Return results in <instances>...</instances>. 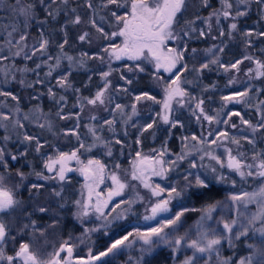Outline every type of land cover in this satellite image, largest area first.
<instances>
[{
    "label": "trees",
    "instance_id": "obj_1",
    "mask_svg": "<svg viewBox=\"0 0 264 264\" xmlns=\"http://www.w3.org/2000/svg\"><path fill=\"white\" fill-rule=\"evenodd\" d=\"M1 1L0 26L3 25L4 27L5 24L14 26V23H16L21 28L16 35H27V39L22 41L23 51L21 55L14 56L13 59L8 58L6 60H1L0 63L1 65H5V76L0 77V91L10 92L17 97L16 100H13L11 96L0 95L1 114H3V116L11 115L8 117L9 119H3V121L0 119V147H3L6 152L11 155H16L19 152L25 151V149L28 151L26 158H21L17 161H12L10 155L5 157L8 163V169L13 174L17 169L25 173H30L35 169V171H44L46 175H53L47 173L43 168L46 159L50 156L55 157L58 152H71L79 147L76 137L73 135H65V133L71 129H75L81 141L86 146L92 145L95 144V142H92L90 139L86 128L91 127L93 124L99 126L98 130L104 133L107 140L111 142L112 156L107 160V164L113 165L111 170L119 169L120 171L126 170L129 167L132 156L136 154L139 146L141 148L150 147L148 143L149 139L155 140L156 144L160 145L163 150L176 153L180 145H182L184 137H191L196 134V126L194 123L195 116L191 112L184 110L176 111V114H173L170 121H178L175 128L171 127L170 124L158 128L157 131L154 132L153 138L148 137L150 131H142L147 124L153 123L154 125L156 121L149 116L145 119L143 118L146 123H142L144 127L136 125V120L133 119L132 124L129 123L127 127L130 128L131 132L123 131L121 125H119L120 121L118 123V121L115 120L118 115L117 109L115 108L116 104L124 106L126 103L136 102V107L140 114L145 115V110L142 108L148 106L146 104L153 102L151 100L137 102L134 99L135 95L148 92L155 97L156 101H159V99H161L159 92L160 94L164 93L163 85L160 87V83L154 80L153 72H150L149 69H146L143 73L128 72L127 68L130 65H127L126 62L111 63V67L116 69V71L109 77L111 85L105 95L106 113L103 111L101 119L98 118L91 121L90 117L95 112L90 111L91 109L88 108L86 101L82 98H93L95 93L103 87L100 73L101 71H107L108 68L105 64H101L99 60H87L84 68L75 67V64L70 67L69 61L64 58L66 55L79 60L82 53L85 52L94 55L107 43L106 41H99L95 30L89 25L82 24L80 26H73L68 23L74 16L71 12L72 8H75L76 14H80L85 20L93 15L91 10L83 7L85 0H69L67 6L64 5L61 0H56L55 3H52V0H45L44 6L40 5L39 0H20V6H26L27 4H34L36 6L35 20L30 22L27 27L24 26V18L13 10L16 7V0ZM93 2L96 5V19L98 23H103V21L99 20V16L104 15V11L99 7L100 0H93ZM209 2L211 7L204 8L200 6L199 0H189V5L187 10L184 11L181 24H184V21L195 20L194 27L198 30L203 29L207 32L208 27L203 22V19L207 18L214 9H219L221 7L220 0H209ZM5 5L9 6V12H5L3 8ZM46 7L54 13L59 12L56 19L47 16ZM197 16L201 17V19H196ZM258 18V7L252 4L248 16L240 19V31L251 29H255L256 31L264 30V21L257 23L256 21H258ZM230 23L231 20H225L221 17L219 25H217L215 20L211 22L212 27L209 35L198 37V33H193L191 39L185 38L181 45L187 44L188 51L185 53L184 63L187 64L189 69L193 67L199 68L203 63H207L216 57H219V64H210L211 70L206 69L202 73L194 71L182 72V77L187 79L190 78H186L187 74L191 76V83L189 85L186 84V87L191 90L190 93L194 95L196 100H203V105L205 107L209 106V114H211L214 109H222V123H220V125L222 124L221 131L227 132L229 137L240 139L242 147L238 150L237 146L231 144L229 141H222V143L231 147L235 154H238V151L243 152L247 158L252 156L253 151H264V131L257 132L253 136L247 125L241 123V117L254 125L259 124L262 118H264V103H261L264 101V76L258 78L253 77V75L248 72V69L254 66V62L244 60V56L251 55L254 59H264V52H261V49H264V38L252 37V45L249 47L245 42V38L239 34H234L232 38L228 37L227 32ZM65 25L66 27H64ZM62 27H64V31L67 32L69 41V43L65 45L63 52H61L58 47L65 38L64 32L61 31ZM104 27L106 31L111 30L108 24H104ZM220 28H223L225 32V36L223 37L219 36ZM84 31L92 33L91 43H82L78 40V36ZM41 32L43 33V38L50 41L47 53L41 55L37 52L32 59H25V52L31 55L33 47H38V43L41 39ZM213 37H215V39H213ZM216 47H223L224 51L222 53L217 52ZM193 48L197 50L195 54L191 52ZM208 49H212V52H208ZM4 54H6L5 50L1 56ZM6 55L8 56V54ZM49 56L53 57V59H48ZM57 56L61 57L59 68L55 67V57ZM237 60H243V63L239 65V70L230 69V71L225 72L224 67L219 66L222 64L226 67H230V65ZM37 63L41 64V68L36 69ZM50 67L52 69V75L47 76L46 74L49 72ZM25 68L29 69V71H21ZM69 72H71V74L68 75V80L72 87L67 89L61 88L57 85L56 81L62 75H67ZM121 74L132 79L133 84L131 86L125 85L124 80L120 79ZM13 76L16 77L15 80H13ZM90 76L91 80H89ZM159 76L161 77V81L168 82L163 73L160 72ZM20 79H24L26 83L34 84L35 81L39 79L43 81V83L35 84L33 88H28L21 86L19 83ZM230 80L233 81L231 84H229ZM154 82L160 87L159 89L156 87V84L154 85ZM213 85H215V87H212ZM49 87L55 92L56 100L48 95ZM123 87H127L128 91H123ZM75 89H79V91L77 92ZM157 89L159 91H157ZM243 92H247L248 95L240 96L239 103L234 101L225 102L221 99L222 96H233ZM199 93H201V96ZM60 96H64L65 101L58 104L56 101L59 100ZM144 108L146 109V107ZM153 109L157 110L155 108ZM32 112L39 116L38 120L35 119L34 122L31 120L33 119L31 115ZM237 112L240 114L239 116L232 115V113ZM57 113H60V115ZM152 114L155 113H151V115ZM61 116H70L71 118L62 119ZM14 117L17 118L15 127L16 132L12 134V131L6 130L8 127H3V124L7 123L8 120L12 118L15 120ZM77 117H79V119H77ZM107 120H113L115 123L109 126L105 123ZM223 121L228 122L224 123ZM91 122L92 124H90ZM41 124L44 125L43 128L40 127ZM233 124L236 125L235 128L232 127ZM20 125H22V127ZM213 128L214 127H212V129ZM244 130H246V132ZM125 133H127V135H125ZM25 135L39 138L44 145L39 154L35 152L34 144L29 146L28 143L24 141ZM244 136L254 138L256 141L255 145L248 144L243 139ZM5 137H8V139H5ZM116 139H119L121 144H115ZM137 140L140 141L139 144L136 143ZM81 150L85 151L84 149ZM91 150L97 153L94 147ZM95 153L91 154L95 155ZM247 160L249 161L250 159L247 158ZM219 161L220 163H218L216 159L211 158L206 161L209 171V178H206V182L210 184L209 189H197L195 187L186 189V185L178 186L180 183H183V175H180L182 176L181 181L178 177H174V179L177 178L178 181L176 188H178V190L185 189L186 194H182V196L179 197L180 200H182L184 205H191L196 209L195 211L185 213L181 222L187 223L193 221L197 218L198 208L202 204L214 203L222 199L229 188H252L258 181V177L256 176L242 179L225 165L221 167L222 160L220 159ZM182 165L184 166L183 162L180 163V166ZM178 169L179 167L176 170ZM213 169H215V172H213ZM0 172H4L2 167H0ZM220 175L226 177L225 181L217 182V178ZM68 177H70V179L66 182H59L57 180H37L35 175H29L24 181L23 187L15 191L16 197L24 200L26 204H44L54 210L53 213L44 215L36 213L31 217L36 221L37 227L40 230H46V233H50V229H53V239L68 238L83 234V229L89 225V222L84 221L82 225L81 222L74 219L73 213L76 209L73 201L81 197L79 195V187L82 185V182L73 175H68ZM16 182V180H13L8 184V187H12V184ZM33 183L44 185L39 194L29 191V186ZM192 184L194 185L193 182ZM61 190L64 198L63 200L51 195L54 191ZM193 192H202L204 195H191ZM30 196H33L34 199L30 200ZM127 198L128 197L112 202L108 209H106L105 216L107 220H111L118 215L123 216V218L118 221L119 226L110 229L108 234L105 235L104 229L101 227L103 224L98 225L97 227L100 230L93 232L90 238L87 237L86 244L88 246L96 247V245H99L98 249L106 250L115 239L121 238L127 234V232L133 231L134 233L136 231L140 220H142V210L140 211L142 204H136L131 211L126 210L124 213L119 214L120 211L118 210H121L119 206L120 202L126 201ZM60 203H64L65 207L57 211ZM54 216L59 218L60 223L55 228H52L49 226L53 223ZM23 222L27 223V220ZM30 234H33L31 229L25 234L19 235L14 244L8 245V247H13L11 252H13L16 247H19V243L27 242V238ZM133 238L134 237H130L129 242H131ZM246 238L247 237H242L239 241H236L235 247L227 251L230 263L237 262L246 254ZM129 242H126V244ZM79 256L83 255L80 254ZM138 256V251L134 250L133 245H131L130 247L126 246L120 249L115 254H112L111 257H108L105 261L98 264H173L175 261L173 251L163 244H160L154 249L151 255L143 259L137 260Z\"/></svg>",
    "mask_w": 264,
    "mask_h": 264
},
{
    "label": "snow or ice",
    "instance_id": "obj_2",
    "mask_svg": "<svg viewBox=\"0 0 264 264\" xmlns=\"http://www.w3.org/2000/svg\"><path fill=\"white\" fill-rule=\"evenodd\" d=\"M56 0H52V3H55ZM64 5H68L69 0H61ZM221 7L219 9H214L207 18L203 19V22L207 25L208 31L194 27L195 20L184 21V24L181 25V18L184 11L187 10L189 5V0H100L99 7L104 11V15L99 16V20L103 21V23H98L96 19V5L93 0H85L83 7L88 10H91L93 13L87 20H85L80 14H76V9L72 8L71 12L74 14L73 18L68 21L73 26H80L82 24L89 25L92 29L95 30L97 34V39L101 42H107L104 44L100 51L94 55H90L85 52L82 53L81 58L76 60L72 56H64L69 61L70 67L73 64H76L79 68H84L87 60H99L101 64H105L108 68L107 71H101L100 76L103 81V87L95 93L93 98H82L88 105H104L105 104V93L109 90L111 85V81L109 77L112 75L116 69L111 67V61L127 59L129 61L137 62L133 65H130L127 68L128 72H139L143 73L146 71V68L142 65L145 63L152 64L155 71L153 73V78L157 83L161 82V77L159 76L160 70L164 72H168L174 75V79L171 80L170 83L164 85L165 99L163 101V108L165 110V114L161 117L165 124H170L171 127L175 128L177 126L178 121L172 122L169 119V113L171 112V102L173 99L180 97L183 98L186 95V92L181 87L183 83H187V81L182 80L181 72L194 71L197 73H202L204 70H211V65L219 64V57L211 59L207 63H203L199 68L193 67L189 69L187 64L184 63L185 53L188 51L187 44L185 43L183 47H169L170 42L184 41L185 38L191 39L193 33H198V37H205L211 33V22L213 20L216 21L217 25H219L220 18H224L225 20H231V23L228 25L227 35L229 38H232L234 34H239L243 38H245L246 44L250 47L252 45V37L256 38H264V30L256 31L255 29L240 31L239 22L243 17L248 16L251 5L255 4L259 10V18L257 23L264 21V0H220ZM40 5H45V0H39ZM200 6L204 8L211 7L209 0H199ZM35 9L36 6L34 4H27L26 6H20V0H16V7L13 9L17 14L24 18L23 23L24 26H29L30 22L35 20ZM47 16L56 19L59 15V12L54 13L51 10H48L46 7ZM123 10V11H121ZM196 19H201V17L197 16ZM43 23V22H42ZM104 24H108L110 31H106ZM42 26V24H41ZM66 27V25L64 26ZM64 27L61 28V31L64 32V40L62 43L58 45L61 52L65 45L69 43L68 34L64 31ZM13 31H16L14 28ZM12 33H9L11 35ZM219 36H225V32L223 28H220ZM119 38L120 43H114V41ZM27 39L26 34H22L20 36L19 41H16V44H19L22 41ZM215 39V37H213ZM78 40L82 43H91L92 41V33L89 31H84L78 36ZM9 44H12L13 41L9 40ZM50 41L48 39L43 38V33L41 32V39L38 43V47L34 46L31 55L27 52L24 53L25 59H32L33 56L39 52L41 55H45L47 53V49ZM26 47V46H25ZM23 48L19 51L13 53L14 56H20ZM196 49H191L193 54L196 53ZM208 52H212V49H208ZM216 51L222 53L224 51L223 47H216ZM261 52H264V49H261ZM8 56H0V60L8 59ZM48 59H53V57L49 56ZM244 60L252 61L256 64V73L257 76H264V62L258 59H254L251 55H245ZM61 63V57H55V67L59 68ZM243 63V60H237L230 65V67H226L220 64V67H224V71L228 72L230 69L239 70V65ZM41 68V64H36V69ZM175 70V71H174ZM21 71H29V69H23ZM34 71V70H33ZM252 70L249 69V72ZM62 75L57 81V85L61 88L67 89L71 88L72 85L68 80V75ZM47 76L52 75V69L50 67L49 72L46 74ZM16 77L13 76V80ZM121 80H124L125 85L131 86L133 84V80L127 78L124 74L120 76ZM91 80V76L89 77ZM233 81L230 80L229 84ZM19 83L21 86L33 88L35 84H41L43 81L37 79L34 83H26L24 79H20ZM212 87H215L213 85ZM123 91L127 92L128 88L123 87ZM75 91H79V89H75ZM0 95L3 96H11L13 100H16L17 97L12 95L10 92L0 91ZM48 95L56 100V94L51 87L48 88ZM247 92L239 93L233 96H222L221 99L225 102L234 101L239 103L240 96H247ZM35 98V97H34ZM135 101L140 102L143 100H151L154 103H159L156 101L155 97L150 95L148 92H142L139 95H135ZM65 101L64 96H60L59 100L56 102L62 103ZM203 100H200L196 104V108L200 110V116H197V119H200L201 116L204 120L211 122L214 118L212 116L206 115L204 113V109L202 108ZM261 103H264L262 101ZM117 110L122 111V106L119 104L115 105ZM62 111V109H61ZM133 114L136 113V104L132 105ZM60 115V113H57ZM193 115H196L193 112ZM232 115L239 116L240 114L232 113ZM62 119H70V116H61ZM2 119H8L7 116L2 117ZM79 119V117H77ZM92 119H96V117H92ZM130 119V117H129ZM227 123L228 121H223ZM106 124L112 126L115 122L113 120L105 121ZM241 123L247 125V127L251 130L253 136L257 132L264 131V118H262L259 124H252L250 121L243 119L241 117ZM22 127V125H20ZM41 128L44 127L43 124L40 125ZM78 127V125H77ZM233 128L236 127L235 124L232 125ZM153 128V123L147 124L142 131H147L148 129ZM89 132L93 135L95 140H99L100 137L96 136L95 130L89 128ZM65 135H73L76 137L79 147L71 152H58L55 157H48L43 164V168L47 173L53 175H46L44 171H35L33 169L30 173H25L19 169L13 174L8 169V163L5 159L6 156L10 155V159L12 161H17L21 158H26L28 155L27 149L25 151L19 152L16 155H11L6 152L3 147H0V167L4 169V172H0V264H73V252L74 245L69 242V240L64 241L59 245V248L54 253L49 254L48 258H43L38 250H34L30 243L24 242L19 243V247L14 249V255H9L7 253V247L10 244H14L17 241V237L19 235L25 234L29 229L33 231V235L36 236V233H39V237H43L46 234V230H40L37 227L36 221L31 217L36 213H40L42 215L53 213L54 210L44 204L33 203L31 205L26 204V202L22 199H19L15 195V191H17L20 187H23L24 181L28 178L29 175H35L37 180H57L59 182H66L70 179L68 177V173L73 171H78L85 179V184L83 188L87 190V195L84 197L83 193L82 199H77L73 201L76 211L73 213L74 219L81 222L83 225L84 218L88 217L90 214V210H94L95 213L99 214V216H104L103 209L107 207L108 202L112 199L113 196H119L127 187L125 183H122L119 177L116 174L111 175V180L115 185V190L109 191L107 195V199H101V194L96 191V188L99 184L104 182V172L105 165L100 162V160L96 159H88L85 163L80 159V150L84 149L85 151H91L95 144L86 146L82 141L75 129H71L65 133ZM127 135V133H125ZM209 135H213V133H209ZM8 139V137H5ZM192 140H196V136L191 137ZM243 139L250 145H255L256 141L254 138L249 136H244ZM229 141L231 144L236 145L239 150L241 145L240 139L235 137H229L227 132H219L216 136V139L212 140V144H217L218 141ZM24 141L28 143L29 146L35 145V152L39 154L44 145L41 143L39 138L33 137L30 135L24 136ZM203 142V141H201ZM137 144L140 143L139 140L136 141ZM115 144H121L119 139L115 140ZM111 142H106L104 147L107 148V154L109 156L112 155ZM227 153V168L233 170L236 174H238L242 179L246 177L256 176L258 178L264 179V151H253L251 156V162L247 161L243 152L238 151V155H232V149L226 148ZM162 157L164 155L163 152L159 153ZM137 157H140V153L137 152ZM184 159L183 156L177 157V160ZM212 159H216L218 163H220L219 158L216 156H212ZM75 161L78 168L70 167V162ZM155 163L160 165L157 169L152 167V164ZM173 166L176 165L177 161L171 162ZM163 160H155L152 161L148 157H143L139 159V164L134 165L132 179L140 180L143 183L144 188L151 189V194L153 196L159 197L161 193L165 191L164 188H161L159 185H156L153 188L147 180L144 179L145 171L149 168L151 169V174L155 176L163 177L166 169L163 167ZM147 165L146 167H143ZM193 168L196 167V164L193 163L191 165ZM118 167V165H117ZM221 167L224 165L221 163ZM215 172V169H213ZM188 177H185L187 180ZM226 177L220 175L217 178V182L225 181ZM16 180L17 182L12 184V187H8V184ZM44 185L40 183H33L29 186V191L39 194L40 190L43 189ZM197 189H209L210 184L206 182V180L201 179L199 176L195 177V184L193 185L191 181H189L185 188ZM182 194L185 193V189H177L176 187H172L167 194L166 199H162L159 202L155 203L151 207V215H147L144 219L153 220L157 217L159 213H164L169 211V204L174 198L181 197ZM55 197L63 200L62 190L54 191L51 193ZM191 195L202 196L204 193L202 192H193ZM245 197L249 202L256 200L264 204V187H261L258 192L255 193H245ZM95 196V201L93 202V197ZM30 200L34 199L33 196L29 197ZM233 201H239L244 199L241 196H232L230 198ZM135 201H129V211L131 210L132 204ZM65 207L64 203H60L58 205V209H63ZM215 204H209L207 208L204 210L205 215L201 216V222L198 224L196 229V238H190L188 233L184 235H173L171 232L166 231V229H172L175 231L181 223V218L184 216L185 212L188 209H184L183 211L177 212L174 214V218L165 219L163 222L159 223V226L150 227L145 232H140L137 230L135 233L127 232L124 236L119 239H115L114 242L110 244L104 251L98 252V254H93L91 249L89 250V255L87 260L77 261L76 264H97V262L102 261L104 257L109 256L110 254H115L117 251L124 247H130L131 242H129L130 237L138 238L143 241V245L147 247L141 248V259L145 256L151 255L156 247L160 244L167 245L173 248V251H177L182 245H186L188 248L193 250V254L184 259L182 264H199V261L203 259V264H209V261L215 257L216 264H230L229 258H222L220 249L221 247L227 243L229 247H235V242L239 241L242 237H247L249 235V231L251 226L259 221L261 224H264V207L261 208V211L253 215L251 217H246L245 222L239 225V230H235L237 225V220H232L231 222H223V231H218L216 228H212L211 226L205 227V223L207 220L212 219L211 213L215 210ZM123 218L122 215H118L113 217L111 220L105 221L102 225L104 229V234L107 235L108 231L112 228L118 227V221ZM27 220V223L23 221ZM60 223L58 217L54 216L53 223L49 226L55 228ZM98 228H84L83 236L90 238V234L96 231H99ZM262 234H264V228L259 230ZM39 237H36L37 239ZM155 238V239H154ZM126 242H129L126 244ZM251 247V246H250ZM64 253L65 255H61ZM199 254V255H197ZM205 254L207 255V259H204ZM256 264H264V249H260L256 253ZM241 264H244V261H241ZM248 264H253V258L249 257Z\"/></svg>",
    "mask_w": 264,
    "mask_h": 264
},
{
    "label": "rangeland",
    "instance_id": "obj_3",
    "mask_svg": "<svg viewBox=\"0 0 264 264\" xmlns=\"http://www.w3.org/2000/svg\"><path fill=\"white\" fill-rule=\"evenodd\" d=\"M1 2L2 1L0 0V3ZM0 8H2V6H0ZM3 8H4L5 12L10 11V9H8L9 6L5 5V6H3ZM182 19H183V17L181 18V21H182ZM187 20H189V19H187ZM14 28L16 29V31H13ZM20 29H21L20 26L16 23H14V26L13 25L8 26L6 24L4 27H3V25L0 26V56L3 54V52L5 50V53L8 54L9 59H13L14 58L13 53H15L16 51H19V49L22 48L23 42L16 44V41H19V39H20V35H16V33H18L19 32L18 30H20ZM9 33H12V34L9 35ZM9 40L13 41V43L9 44L8 43ZM114 43L119 44L120 43L119 38H117L114 41ZM182 43H183V41L182 42H180V41L170 42L169 47H177V46L183 47L181 45ZM6 54H4V55H6ZM261 61L264 62V59H261ZM113 62H126L127 65H133L134 63H137V62L129 61L127 59H122V60L113 59L111 61V63H113ZM0 63H1V60H0ZM74 66L78 67L76 64ZM142 66H144L146 69H149L150 72L154 73V71H155L152 64L145 63ZM4 67H5V65L0 64V77L5 76V68ZM250 69L252 71L249 72V69H248V72L250 74H252L253 77H255V78L261 77V76H257L255 63H254V66ZM262 71H264V70H262ZM160 72L163 73L165 78L168 80L167 83H170L171 80L175 78L174 75L171 73L164 72L163 70H160ZM180 74H181L182 80L187 81V83H183L181 85V87L186 92V95L183 98L177 97V98L172 100L171 112L169 113V119L171 120V118L173 117V114L174 113L176 114V111L184 110L187 112H191L192 114H193V112H195L196 115H194L195 116V122L194 123L196 126V128H195L196 134L193 136H196L197 139L192 140L191 139L192 136L191 137H184L183 141H182V145H180L178 152L173 153V152H169L167 150H163L160 145L156 144L155 140L149 139L148 143L150 144V147L141 148L139 146V149L137 152L140 153V157L139 158L137 157V152H136V154L132 156L129 167L126 170H121V171L119 169L111 170L113 165L107 164V160H109L112 155L109 156L107 154V148L104 147V144L106 142H109L110 140H107V138L105 137V134L98 130L99 126H95L96 124H93L91 127L86 128L87 132L89 133L90 139L92 140V142H95L94 149L97 151V153H95L91 150L90 151L91 153H95V155H92L90 152L81 150L79 155H80V159L82 161H84L85 163L87 162L88 159H96V160H100V162L105 165L104 182L99 184V186L96 188V191L101 194V199H107L108 192L115 190V185L113 184V182L110 178L113 173L119 177V179L122 183H125L127 185V187H125V189L123 190L121 195L113 196L112 199L108 202L107 207H105L103 209L104 214L106 213V211H107L106 209H108V207L112 204V202H116L120 199H126V197H128L126 201L120 202L119 206H120L121 210H118V211H120L119 214L124 213V211L129 209V204H128L129 201H133V200L135 201V203H133L131 206V210L135 207L136 204H138V205H139V203L142 204V206L140 205L141 206L140 211L142 210L141 211L142 220H140L139 226L136 229V231L139 230L140 232H145L150 227L159 226L160 222H163L165 219H168V218H174L175 213L183 211L184 209H188V211H186L185 213L196 210L191 205H184L182 200H180V198L178 197V198H174L170 202L168 212L159 213L157 215V217L153 220H147L146 221L144 219L145 216L151 215V207L155 203L159 202L160 200L166 199L168 191L172 187L177 186L178 181H177V178L174 179V177H178L181 181L182 176H180V175H183V183H180L178 186H182V185L185 186L189 181H191L195 184V177L196 176H199L201 179L206 180V178H209V171L207 168L206 161L209 160V158L212 159V156L218 157L219 160L221 159L223 165H225L227 167L228 157H227V153H226L225 149L231 148V147L222 143L223 140L218 141L217 144L211 143L212 140L216 139L217 134L219 132H222L221 131L222 124L220 125V123H222V114H221L222 109H219V108L214 109L211 112V114H209V106L205 107L202 104V108L204 109V113L206 115L212 116L214 119L211 122L204 120L202 118V116L200 119H197V116H200V110L196 108V104L200 100L199 99L196 100L194 95H192L190 93L191 90L186 87V84L189 85L191 83L192 78L189 74H187L186 78L187 77H190V78L184 79L185 77L184 78L182 77L183 73L181 72ZM167 83L164 81H161L160 87H161V85H163V87H164V85ZM155 84L156 83L154 82V85ZM156 87H158V89L160 88L157 84H156ZM158 89H157V91H159ZM106 93H105V95H106ZM200 94L201 93H199V95ZM159 95L161 96V99H159V103H154L152 101L153 103L146 104L148 106H144V107H146V109L144 107L142 108L143 110H145L144 111L145 115H141L140 112L138 111L137 107H136V113L133 114L132 105L136 104V102L135 103L134 102L133 103H131V102L126 103L124 106H122V111L117 110L118 115L115 118V120H117L118 123L120 121L119 125H121L123 131L131 132L130 128H127V127H128L129 123L132 124L133 119L136 120V125H139L140 127H144V126H142V123L146 124L144 122V119L147 118L148 116L151 117L152 119L156 120L154 125H153V128L147 130V131H150L149 135H148L149 138L154 137V132H156L158 128H162V127L167 126V124H165L163 122V120L161 119V117L165 114V110L163 108V101L165 99V92L161 93V94L159 92ZM140 102H142V101H140ZM105 107H106V104H104V105L97 104L95 106L88 105V108L91 109L90 111L95 112L90 117V120L92 121V120H96L98 118L101 119L103 111H104V113H106ZM153 108H155L157 110H154ZM146 111H148V112H146ZM3 112H6V111H3ZM151 113H155V114L151 115ZM31 115L33 116V119H34V120L31 119L33 122L35 121V119L38 120L39 116L36 115L34 112H32ZM4 116L0 112V119L2 121H3L2 117H4ZM6 116L9 117L11 115H6ZM92 117H96V119H92ZM129 117H130V119H129ZM14 118H15V120L12 118V119L8 120L7 123H5V124L2 123L4 125L3 127H8L6 130L12 131V134H14L16 132L15 127H16L17 118L16 117H14ZM41 118H44V117H41ZM93 123H94V121H93ZM90 124H92V122ZM212 127H214V128L212 129ZM89 128H92L95 130L96 136L100 137L99 140H95V138L93 137L91 132H89ZM244 131L246 132V130H244ZM210 132L213 133V135L210 136L209 135ZM201 141H203V142H201ZM161 152L164 153V155L162 157L159 155V153H161ZM232 155L237 156L238 154H235L232 151ZM179 156H183L184 159L177 160V157H179ZM143 157H148L152 161H155V160H163L164 161L163 167L166 169V171L164 172L163 177L152 175L151 169L146 170L145 174H144V179L147 180V182L153 188H155L156 185H159L161 188L165 189V191L163 193H161V195L159 197L153 196L151 194V189L144 188L143 183L140 180H133L131 178L132 173H133V169H134V165H138L139 159L143 158ZM245 157H246V155H245ZM247 158H249L250 159L249 161H251V157H247ZM172 161H177L175 166L172 165V163H171ZM182 162L184 163V166L183 165L180 166V163H182ZM193 163L196 164L195 168H193L191 166ZM69 166L74 168V169L79 167V165H77L75 161L70 162ZM152 167H155L158 169L160 167V165L153 163ZM178 167H179V169L176 170ZM67 175H73L78 180H80L82 182V185L79 187V195L81 196L80 199H82V195H81L82 193H83L84 197H86L87 190L83 188V185L85 184V180L82 179V175L78 171L70 172ZM186 176L188 177L187 180H185ZM261 187H264V179L258 178V181L255 183V185L252 188H245V187L236 188V189L235 188H229L226 191V193L224 194V197L222 199H219L218 201H216L214 203L202 204L198 208L197 218H195L193 221L187 222V223L181 222L175 231H173L172 229H166V231L171 232L173 235H184L185 233H188L190 238H196L197 226L201 222V216L205 215L204 210L207 208V206L209 204H215L216 207H215V210L211 213L212 219L204 222L205 227L211 226L212 228H216L218 231H223V222H231L232 220H237V225H236L235 230H239V225L241 223L245 222L246 217H251L253 215L258 214L261 211V208L264 207V204H262L259 201L253 200V201L249 202L247 200V197H245L244 194L245 193L251 194V193L258 192ZM234 195L244 197V199H241L239 201H233L230 198ZM95 199L96 198L94 196L93 202L95 201ZM118 207H116V208H118ZM105 219H106L105 215L99 216V214L95 213L94 210H90L89 216L86 217L84 221L89 222V225L86 228H98L97 227L98 225L105 223ZM261 228H264V224H261L259 221H256L251 226L250 231H249V235L247 236V238H246L247 240L245 243L246 254L242 258H240L237 262L230 263V264H241V261H244V264H248L249 257H252L253 258V264H256V259H257L256 253L260 249H264V234H262L259 231ZM52 230L53 229H50V233H46L45 236H43V237H39V234H36V236H34L33 234H30L27 238L28 239L27 242L31 244V246L33 247L34 250H38L39 254L43 258H48L49 254L54 253L55 251L58 250L59 245L61 243H63L66 240H69V238H70V237H68V238L64 237L61 239L60 238L53 239ZM91 234H90V236H91ZM36 237H39V238L37 239ZM71 238L72 239L69 240V242L74 245L73 264H76V262L80 261V260H87L90 249H91L93 254H95V252H96V254H98V252L104 251V250L98 249L99 245H96V247L95 246H91V247L88 246L86 244L87 237H84L83 234H79V235H76V236L71 237ZM131 245H133L134 250H137L139 253L137 260L141 259V248H142V246L143 247H147V246L143 245V241H141L135 237L131 240ZM167 247L173 251L172 247H169V246H167ZM16 248H18V247H16ZM95 248H96V250H95ZM233 248L234 247H229L227 245V243H225L220 249L221 257L222 258H228L227 251H229ZM12 249H13L12 246H10L6 249L7 253L9 255H14V251L11 252ZM80 254H82L83 256H79ZM173 254L175 256V261L173 264H182V262L184 261V259L186 257L191 256L193 254V250L188 248L186 245H182L177 251H175V252L173 251ZM61 255H65V254L61 253ZM111 255L112 254H110L107 257H104L102 259V261H105V259H107L108 257H111ZM197 255H199V254H197ZM204 259H207L206 254L204 256ZM102 261H100V262H102ZM100 262H97V264ZM199 264H203V259L199 261ZM209 264H216L215 257H213V259L209 261Z\"/></svg>",
    "mask_w": 264,
    "mask_h": 264
},
{
    "label": "water",
    "instance_id": "obj_4",
    "mask_svg": "<svg viewBox=\"0 0 264 264\" xmlns=\"http://www.w3.org/2000/svg\"><path fill=\"white\" fill-rule=\"evenodd\" d=\"M143 167H146V168H147V165H144ZM149 169H150V168H149ZM149 169H148V170H149ZM82 179L85 180L83 176H82Z\"/></svg>",
    "mask_w": 264,
    "mask_h": 264
}]
</instances>
